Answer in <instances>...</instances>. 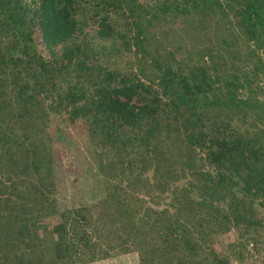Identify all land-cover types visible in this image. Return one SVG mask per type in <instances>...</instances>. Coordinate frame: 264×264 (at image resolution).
I'll return each mask as SVG.
<instances>
[{"label":"trees","instance_id":"1","mask_svg":"<svg viewBox=\"0 0 264 264\" xmlns=\"http://www.w3.org/2000/svg\"><path fill=\"white\" fill-rule=\"evenodd\" d=\"M262 96L264 0H0V264H264Z\"/></svg>","mask_w":264,"mask_h":264},{"label":"rangeland","instance_id":"2","mask_svg":"<svg viewBox=\"0 0 264 264\" xmlns=\"http://www.w3.org/2000/svg\"><path fill=\"white\" fill-rule=\"evenodd\" d=\"M127 63V60H123L122 63H118L119 66H124V64ZM262 86V84H261ZM261 100L264 101V96L261 97ZM54 124L55 127H57L56 125H58L59 128L64 129L65 127L62 126L59 118H54ZM59 137L56 136V138L54 137L55 140V145L57 146V148H61L65 153L64 155H61L60 158L62 159V162L64 164L65 167L69 166V163H72V165H79L80 161V170L78 177L80 180H78L80 183L78 184L79 189H81V191L79 192L80 194L78 196H73L70 195L68 196L66 194V201L61 203V204H74V205H81L83 203H87V202H92L93 199H97L99 197L102 196L103 193V188H102V183L101 180L99 179L97 172H96V168L93 167L92 169H89L90 171L87 173V175L85 176L86 172L88 171V167H90L91 165H93L92 160L89 159L91 157V153H89L87 150H85L84 148H82V145L80 144V142H73V141H68L65 139V137L59 133ZM83 161H86L85 163ZM84 164H86V166H84ZM84 168H86L84 170ZM86 171V172H85ZM68 194L71 193V189H69V191H67ZM75 197V200L74 198ZM73 199V201L71 200ZM72 201V202H71ZM62 202V200H61ZM259 213L260 215L263 217L264 215V210L259 209ZM264 235V234H263ZM244 264H250L249 262H245Z\"/></svg>","mask_w":264,"mask_h":264},{"label":"clouds","instance_id":"3","mask_svg":"<svg viewBox=\"0 0 264 264\" xmlns=\"http://www.w3.org/2000/svg\"><path fill=\"white\" fill-rule=\"evenodd\" d=\"M43 46V45H42Z\"/></svg>","mask_w":264,"mask_h":264}]
</instances>
